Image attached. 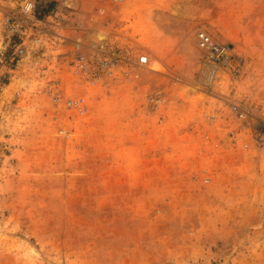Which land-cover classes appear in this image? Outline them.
Instances as JSON below:
<instances>
[{
	"label": "rangeland",
	"instance_id": "rangeland-1",
	"mask_svg": "<svg viewBox=\"0 0 264 264\" xmlns=\"http://www.w3.org/2000/svg\"><path fill=\"white\" fill-rule=\"evenodd\" d=\"M66 2L0 0V264H264V0ZM116 25L158 72L88 88L65 62ZM198 30L237 70L212 87Z\"/></svg>",
	"mask_w": 264,
	"mask_h": 264
},
{
	"label": "built area",
	"instance_id": "built-area-1",
	"mask_svg": "<svg viewBox=\"0 0 264 264\" xmlns=\"http://www.w3.org/2000/svg\"><path fill=\"white\" fill-rule=\"evenodd\" d=\"M122 0H114L120 2ZM31 4L24 7V12L29 13ZM23 22L14 19L12 31L19 32ZM110 39L101 40L87 52L79 50L66 60L67 72L78 80L84 81L88 88H109L120 81L134 80L139 73H156L157 70H149L151 64L150 55L138 41L128 35L129 30L122 25L112 28ZM196 46L201 52L203 65L202 81L208 86H215L222 78L224 71L236 73L237 70L231 64V56L227 45L216 41L206 30H198L196 33ZM76 47H79L76 44ZM18 53L23 54L22 48ZM56 105L62 103L64 108L76 115L84 116L88 110V102L85 96L65 97V90L61 81H53L49 84L48 92ZM150 111H160L165 104L163 94L154 93L146 96ZM230 113L239 120L247 116L246 110L237 103L230 104ZM164 121V117L161 118Z\"/></svg>",
	"mask_w": 264,
	"mask_h": 264
},
{
	"label": "bare ground",
	"instance_id": "bare-ground-1",
	"mask_svg": "<svg viewBox=\"0 0 264 264\" xmlns=\"http://www.w3.org/2000/svg\"><path fill=\"white\" fill-rule=\"evenodd\" d=\"M70 1H71V0H67L66 5H68V7L71 8ZM171 12H172V11H171ZM174 16H175V15H174ZM98 39H99V41H101V40L105 39V37H103V36H98ZM149 70H151L150 66H149Z\"/></svg>",
	"mask_w": 264,
	"mask_h": 264
}]
</instances>
